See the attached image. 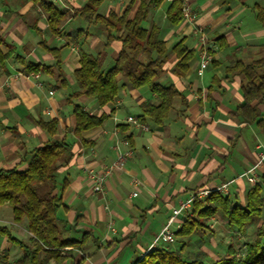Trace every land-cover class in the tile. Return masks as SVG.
Returning <instances> with one entry per match:
<instances>
[{"label":"crops","instance_id":"crops-1","mask_svg":"<svg viewBox=\"0 0 264 264\" xmlns=\"http://www.w3.org/2000/svg\"><path fill=\"white\" fill-rule=\"evenodd\" d=\"M51 1L63 11L72 12L60 34L51 31L47 12L33 0H0V46L4 52L9 46L15 48L11 57L0 60V168L25 169L31 151L51 138L37 121L58 118L59 133L54 139L65 138L71 146L69 161L58 171L63 182L68 181L63 185H67L64 203L69 209L61 211L60 216L75 236L91 232L84 249L75 250L61 263L52 260L48 264H132L156 247L152 246L154 239L182 201L199 189L235 178L226 195L245 205L253 185L238 176L257 161L261 150L257 146H264V131L255 122H245L233 114L244 100V77L227 73L226 67L238 60L248 64L264 57V0H183L197 17L193 23L184 21L180 25L170 23L166 17L169 0L150 9L143 26H159L169 49L166 71L159 82L175 84L187 102L175 99L163 125L146 117L141 121L144 127L129 122L128 117L139 118L143 103H159L147 86L136 89L123 85L118 98L104 106L96 97L72 96L79 89L74 72L80 66L82 52H106L103 69L108 70L121 44L118 40L108 43L102 26L87 25L74 16V8L85 0ZM130 1L105 0L99 13H122ZM139 4L137 0L131 16ZM79 29L87 31H81L82 38H77ZM199 29L209 40L214 56L203 76L196 72ZM182 38L189 48L197 50V55L186 74L177 78L171 72L178 61L172 48ZM43 40L59 50L65 85L54 75L25 71L23 61L54 64L56 55L44 47ZM74 104L83 105L91 114L108 117L102 125L77 136ZM258 107L264 118V103ZM128 149L133 155L124 167L112 173L103 191H94L89 168L101 170L116 161L120 151ZM262 174L264 164L259 169L260 178ZM135 179L139 180L137 186ZM58 188L61 191L63 186L58 183ZM187 215L177 218L175 231ZM0 225L6 226L13 237L29 241L27 220L15 222L10 204L0 206ZM182 246L183 251L185 243ZM21 256V248L0 235V264L15 262Z\"/></svg>","mask_w":264,"mask_h":264},{"label":"trees","instance_id":"trees-1","mask_svg":"<svg viewBox=\"0 0 264 264\" xmlns=\"http://www.w3.org/2000/svg\"><path fill=\"white\" fill-rule=\"evenodd\" d=\"M48 14V25L54 34L61 33V27L72 12L63 11L51 0H33ZM105 0H85L82 6L74 8V16L82 18L87 25L98 24L107 34L108 43L118 40L121 47L114 65L108 70L103 69L106 52L96 55L82 52L80 66L74 75L79 89L72 96L96 97L100 106L115 101L119 96L121 86L128 84L132 88L147 86L159 98V103H143L141 105V121L151 118L157 125H163L173 109L175 99L185 98L175 84L164 85L159 78L165 73V64L169 56L166 41L161 37V28L153 25L150 29L143 26L152 7H158L167 0H140L134 16L132 8L137 0H131L122 13L110 11L109 14L99 13V7ZM170 23L180 25L185 21L183 15V0H172L166 10ZM41 31V30H39ZM79 29L77 38H82ZM85 35V34H84ZM83 35V36H84ZM2 40H0V45ZM43 45L55 53V62L44 63L25 62L26 73L44 72L54 75L62 85L67 78L62 67V59L56 47L49 46L44 40ZM177 56V63L171 70L177 78L183 77L196 57L197 50L189 48L182 38L172 48ZM15 48L9 46L4 52L0 46V60L11 57ZM264 57L251 63L242 60L226 67L227 73H240L244 80L241 84L243 103L233 111L245 122L256 123L264 131V118L259 110V103H264ZM124 81V82H121ZM75 115L74 133L81 136L85 131L103 124L107 114H91L81 104L73 105ZM38 125L48 132L50 139L43 145L31 151L28 166L19 170L16 167L0 168V206L10 204L13 207L15 222L27 220V228L31 233L29 241H23L12 236L6 226L0 225V235L9 237L22 250V256L15 262L4 264H48L52 260L61 263L67 260L75 250H82L89 242L90 231H85L80 237L71 235L67 222L61 216V211H68L64 203L63 188H58V171L67 163L71 156V146L65 138L55 140L59 133V120L39 119ZM222 212L231 228L245 234L249 225L259 221L258 232L254 239L245 243V253H238L232 246L229 255L211 262L201 259H187L182 255V249L170 247L171 244H161L148 250L141 258L132 264H264V174L248 191L247 203L241 205L234 202L230 195L212 192L203 199L196 198L191 213L182 226L175 231L176 237H189L197 230L205 227L206 220ZM80 217L77 218V221Z\"/></svg>","mask_w":264,"mask_h":264},{"label":"built area","instance_id":"built-area-1","mask_svg":"<svg viewBox=\"0 0 264 264\" xmlns=\"http://www.w3.org/2000/svg\"><path fill=\"white\" fill-rule=\"evenodd\" d=\"M172 1V0H169ZM183 15L185 18V22L193 23L197 17V14L194 12L193 8L190 6V4L183 1ZM200 36H199V47L198 55H199V63L197 67V75L203 76L206 69L211 65L214 56L211 52V45L209 43V40L205 36V33L202 29L198 30ZM53 93V92H51ZM128 121L133 123L136 126L144 127V124L141 122V120L134 116H129ZM123 144L129 145L128 140H123ZM117 148H119V145H116ZM259 149L258 159L257 161L247 170H245L243 173H241L238 178H246L248 182L252 185L256 184L259 179V169L264 164V146L262 144H259L257 146ZM133 155V152L131 149H128L126 151H120L118 158L116 161H114L111 165L104 167L101 170H94L92 168H89L88 170V176L94 181L93 189L96 192L103 191L104 184L108 180V178L112 175V173L117 169H122L124 167L125 161L130 158ZM236 180L232 179L227 182H223L222 184H219L212 188H202L197 191H195L191 196L182 201L179 208L175 209L173 214L170 216L169 220L166 224L163 225L160 232L157 234L156 238L153 241L152 246H158L161 244H171L176 241V234L175 230L173 228L177 218L182 214H189L191 213V210L193 208V203L196 198L203 199L207 197L212 192H218L221 194H228L229 193V186L232 182ZM135 186L139 184V180H134ZM133 195L136 196L137 192H133Z\"/></svg>","mask_w":264,"mask_h":264},{"label":"rangeland","instance_id":"rangeland-1","mask_svg":"<svg viewBox=\"0 0 264 264\" xmlns=\"http://www.w3.org/2000/svg\"><path fill=\"white\" fill-rule=\"evenodd\" d=\"M166 5L167 4H164V6ZM161 83L168 85L167 82L164 81H161ZM57 175L59 179V185L62 187V176L60 174ZM218 179H221V176H218ZM224 216L225 215L222 212H219L217 217H211L207 219V225L194 232L188 238L183 239L176 237V241L171 243L170 247L178 249L181 248L182 244L185 243L186 247L182 251L184 257L187 259L197 258L204 260L205 262H211L220 257L229 255L230 246H232L238 253L244 254L245 243L256 237L260 222L256 221L252 223L248 226L246 233L242 234L237 230L236 227L231 228L227 221H225ZM71 235L77 237L72 233ZM138 242L139 241L134 242V244H137Z\"/></svg>","mask_w":264,"mask_h":264}]
</instances>
